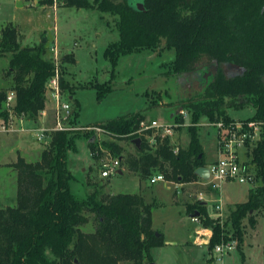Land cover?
I'll list each match as a JSON object with an SVG mask.
<instances>
[{
  "label": "trees",
  "instance_id": "obj_1",
  "mask_svg": "<svg viewBox=\"0 0 264 264\" xmlns=\"http://www.w3.org/2000/svg\"><path fill=\"white\" fill-rule=\"evenodd\" d=\"M144 11L131 0H58L61 6L77 10H96L115 17L118 40L109 44L104 58L112 70L121 58L173 50L166 65L168 78L184 76L186 83H196L190 74L201 78L203 67L214 63L216 74L199 91L180 99L172 113L181 123V110L190 115L187 148L174 153L167 136L152 135L143 111L129 113L100 123L102 133L85 137L92 160H119L120 167L149 179L154 173L166 181L186 183L198 178L194 172L204 166V151L195 128L202 117L210 122L228 121V108L252 106V119L264 121V0H142ZM0 46L10 53L9 90L16 92V109L35 122L44 107L45 84L53 74L52 63L45 58V43L19 47L17 30L6 26L0 33ZM73 62V57H66ZM64 60V61H65ZM239 67L241 71L230 68ZM110 81L92 85L97 97L111 92ZM60 88H71L60 77ZM7 91L0 90V116ZM71 96V94H70ZM161 101V94L151 99V106ZM77 132H52L50 142L35 163L21 157L13 164L16 173L15 206L0 209V264H149L150 251L164 245L162 234L152 229L151 205L139 194L104 195L102 187L86 179L89 189L84 198L71 192L74 177L67 166V152L75 149ZM139 139V145L134 139ZM128 141L133 153H124L119 142ZM103 157V158H102ZM261 185L250 190L244 203L236 204L227 221L236 240L242 241L243 222L251 229L258 213L264 216V136L252 149ZM188 207V206H187ZM191 208V207H188ZM194 213L203 229L212 236L207 249L219 244L223 235L218 220L209 217L205 204H195ZM94 216L96 226L84 233L82 226ZM240 248V246H237ZM241 254L242 264L245 262Z\"/></svg>",
  "mask_w": 264,
  "mask_h": 264
},
{
  "label": "rangeland",
  "instance_id": "obj_2",
  "mask_svg": "<svg viewBox=\"0 0 264 264\" xmlns=\"http://www.w3.org/2000/svg\"><path fill=\"white\" fill-rule=\"evenodd\" d=\"M26 1L0 0V33L4 27L13 26L18 33L19 47L39 46L41 39L46 38L45 58L50 62L52 55L49 48L52 44L58 48L59 77L71 88V91L63 90L66 98L70 94L72 96L70 124L80 127L73 132L83 135L76 140L75 149L67 152V166L74 177L71 192L84 198L89 192L86 179H90L102 187L104 195L140 194L145 203L151 205L153 228L163 237L164 245L150 252L153 264H215L213 251L207 249L211 231L203 230L198 220L191 221V218L196 217L194 208L198 202L205 204L209 217L219 221L223 235L228 238L227 241L221 239L217 245L234 244V248L222 257L221 264H242L240 252L247 264H264L262 213L256 216L255 230L246 221L243 222L241 243L236 240L233 228L227 221L235 205L244 203L249 191L261 185L257 166L252 162V149L264 136V121L252 119L254 108L247 105L225 111V115L230 118L228 121H254L260 125L258 139L238 150L239 163L245 166L247 174L253 176V182L239 183L237 180H230L216 188L211 182L197 179L182 184L166 181L149 186L148 181L140 180L126 169L120 175L116 173L103 179L100 177V160H92L84 136L94 133L100 139H111L102 133L100 123L137 111L144 112L147 124L152 120L175 123L171 115L179 100L200 89L195 82L186 83L184 76L174 79L166 76V65L173 59L174 52L165 49L163 41L158 53L121 58L112 70L103 54L109 44L118 40L115 17L96 10L66 8L60 3H57L54 13L53 2L50 0H37L35 6L27 5L31 0ZM70 56L73 57V62L67 61L66 57ZM9 58L10 53L0 46V90L9 91L12 86V75L8 74ZM109 81L111 92L98 98L92 85ZM157 94H161V101L151 106V99ZM44 98V108L48 114L44 124L52 127L51 104L45 93ZM184 113L181 114L182 122L176 123L173 134L167 136L173 148H187L189 144L190 115L186 110ZM41 120L37 117L36 124L30 121V125H38ZM195 128L204 151V167H208L218 158L216 129L205 117L195 123ZM152 135L160 134L154 130ZM50 137L37 140L30 132L0 133V209L15 206L16 173L13 164L17 158L21 157L27 163L37 162L41 151L49 144ZM119 144L124 147V153L134 152L130 142ZM105 159L107 158L104 157L103 160ZM218 203L221 212L214 210ZM95 226L94 216L89 215L88 224L81 229L84 233H90ZM193 236L196 238L192 240Z\"/></svg>",
  "mask_w": 264,
  "mask_h": 264
},
{
  "label": "built area",
  "instance_id": "obj_3",
  "mask_svg": "<svg viewBox=\"0 0 264 264\" xmlns=\"http://www.w3.org/2000/svg\"><path fill=\"white\" fill-rule=\"evenodd\" d=\"M50 1L53 2V7L55 9L58 0ZM55 11L56 9L54 12ZM49 50L52 55L51 63L53 65V74L45 85L44 93L45 97H47V101L51 104L53 126L47 127L44 124L48 117L47 109L44 107L37 115V117L42 120L39 122L37 121L38 125L31 126L32 124L30 125V121L27 120L22 113L17 112L16 92L14 90H9L5 94V98L2 102L1 110L4 116H0V133L30 132L37 140H43L45 137L51 136L50 132H73L80 129V127L70 124V101L65 97L60 88L58 48L55 44H52ZM180 113L185 114L184 110H181ZM35 122L33 123L36 124ZM210 124L216 129V151L218 158L206 167L209 172V179L207 181L213 183L216 188L223 182L230 180H237L239 183H244L245 181L253 182V176L247 174L245 166L239 163L238 150L241 146L247 147L248 144L258 139L260 125L254 121L242 123L240 121L231 122L224 120H216L210 122ZM141 126L144 128H153L164 137L173 134L176 123H159L156 120H152L149 124L141 122ZM173 151L176 153L178 148H173ZM119 169V160L107 158L101 162L100 177L107 179L111 175L116 174ZM147 181L151 186L159 182H166V179L163 174L157 173L151 176ZM214 210L216 212H221L222 209L219 203L215 205ZM196 220H198L197 217L191 218L192 222ZM233 248L234 244L232 243L216 245L212 250L214 263L221 264L222 257Z\"/></svg>",
  "mask_w": 264,
  "mask_h": 264
},
{
  "label": "water",
  "instance_id": "obj_4",
  "mask_svg": "<svg viewBox=\"0 0 264 264\" xmlns=\"http://www.w3.org/2000/svg\"><path fill=\"white\" fill-rule=\"evenodd\" d=\"M131 4L139 11H144V7H143V2L142 0H131ZM236 69H238L239 71H241V69L239 67H235V66H232ZM216 70H217V67L216 65L212 66L211 68V73H208L205 75V78L209 77L210 75L211 76H214L215 73H216ZM134 144H136L137 146L139 145V142L140 140L137 138V139H134L133 140ZM117 174H121V171H117ZM195 176L200 179V180H204V181H207L209 179V172H208V169L206 167H199L195 170L194 172ZM195 216H197V214H195ZM149 264H153V263H149Z\"/></svg>",
  "mask_w": 264,
  "mask_h": 264
},
{
  "label": "flooded vegetation",
  "instance_id": "obj_5",
  "mask_svg": "<svg viewBox=\"0 0 264 264\" xmlns=\"http://www.w3.org/2000/svg\"><path fill=\"white\" fill-rule=\"evenodd\" d=\"M214 65H216V64H214L213 62L212 63H209V64H206L204 67H203V72L201 73V78L200 79H198V76L197 75H193V77H192V75L190 74V77L192 78V79H196L195 81H196V83L198 84V86L200 87V85L202 84V82H207L211 77H213V76H209V77H207V78H205V75L206 74H208V73H211V68H212V66H214ZM217 67V66H216ZM230 68H233V69H236V68H234V67H230ZM236 70H238V69H236ZM216 72H217V70H216ZM216 74V73H215Z\"/></svg>",
  "mask_w": 264,
  "mask_h": 264
},
{
  "label": "crops",
  "instance_id": "obj_6",
  "mask_svg": "<svg viewBox=\"0 0 264 264\" xmlns=\"http://www.w3.org/2000/svg\"><path fill=\"white\" fill-rule=\"evenodd\" d=\"M26 1V0H25ZM27 2V1H26ZM38 3V1L37 0H31V2H29V3H27V5L28 4H31L32 6H35L36 4ZM57 10V9H56ZM55 13V12H54ZM16 26V25H15ZM44 42H47V40H46V38L45 39H41V42L40 43H44ZM68 98V100L69 101H71V99H72V96H69V97H67ZM125 168H124V166H121L120 167V169H119V171H121V174H122V171L124 170ZM155 174H157V173H154L152 176H154ZM148 180V179H147ZM146 180V181H147ZM200 180V179H199ZM201 181V180H200ZM155 185V184H154ZM150 186V185H149ZM152 186V185H151ZM140 195V194H139ZM174 198H176V195H175V193H174ZM144 200V199H143ZM175 203L177 204V201H176V199H175ZM148 204V203H147ZM151 222H152V219H151ZM257 224V223H256ZM255 228H256V226H255ZM255 228L253 229V230H255ZM152 229L156 232V233H158L157 231H156V229L155 228H153V225H152ZM200 229H202V228H200ZM200 229L198 230V231H200ZM203 230H205V231H207L206 229H203ZM197 233H199V232H197ZM198 236V235H197ZM194 237L196 238V236H193L192 237V240L194 239ZM192 242V241H191ZM203 247V246H202ZM151 252V251H150ZM151 254V253H150ZM152 257V256H151ZM152 263H153V259H152Z\"/></svg>",
  "mask_w": 264,
  "mask_h": 264
}]
</instances>
